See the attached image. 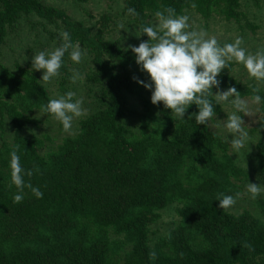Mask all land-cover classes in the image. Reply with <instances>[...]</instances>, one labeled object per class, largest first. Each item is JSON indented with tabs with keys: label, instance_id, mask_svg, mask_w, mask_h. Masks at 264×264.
Segmentation results:
<instances>
[{
	"label": "trees",
	"instance_id": "16d2710c",
	"mask_svg": "<svg viewBox=\"0 0 264 264\" xmlns=\"http://www.w3.org/2000/svg\"><path fill=\"white\" fill-rule=\"evenodd\" d=\"M122 3L125 14L129 7L138 13L128 16L139 33L142 26L149 25L150 15L168 7L177 15L192 9L201 16L218 8L226 19H236L238 7L237 0ZM21 15L59 20L73 44L89 46L96 62V72L89 79L104 87L108 102L79 124L75 137L65 139L46 157L38 153L42 142L34 137L16 135L11 145L2 147L0 264H264V226L246 215L232 216L218 208L220 193L234 195L239 191L236 181L242 172L207 125L195 123L196 106L191 105L185 120L175 124L162 103L157 104L158 116L153 106L144 102L145 112L137 115L139 133H132L120 119L124 113L121 92L142 87L133 77L145 81L126 69L135 64L134 54L113 42L93 43L81 24L37 0H0V46L4 28ZM140 39L143 42L147 36L142 34ZM22 75L15 78L0 66V111H6L16 133L32 122L24 113L32 109L43 112L50 99L35 78L26 72ZM217 78L221 87L253 95V87L237 84L224 69ZM258 94L264 97L263 92ZM214 111L218 112V105ZM260 111L262 152L264 103ZM13 146H17L26 171L38 168L24 179L26 185L40 189L42 198L37 199L25 186L23 200L13 202L17 192L10 184L9 153ZM173 203L180 205V225L165 243L168 251L149 247L147 228L157 217L155 212ZM258 208L264 217V201ZM109 229L131 245L121 261L112 256L111 247L116 242L110 241Z\"/></svg>",
	"mask_w": 264,
	"mask_h": 264
},
{
	"label": "rangeland",
	"instance_id": "374dc122",
	"mask_svg": "<svg viewBox=\"0 0 264 264\" xmlns=\"http://www.w3.org/2000/svg\"><path fill=\"white\" fill-rule=\"evenodd\" d=\"M46 7H51L62 11L70 21L81 24L87 30V37L97 43L98 40L113 42L122 51L131 52V46H138L141 43L137 25L124 13L122 0H37ZM237 18L226 19L218 8H212L207 16H201L195 10L185 9L180 15L189 16V30L206 32L208 37H215L223 46L232 43L237 37L242 38V47L248 53H255L259 48H264V0H237ZM147 23H156V17L150 15ZM123 24L124 29L119 30V25ZM65 27L59 20L49 22L37 17L36 15H21L19 18L4 28L5 37L0 46V66L15 78H23V72L35 78L36 81L45 89L48 97L58 98L67 91L76 93L74 99H82V107L86 114L74 118L71 132H65L62 125L52 116H47L37 109H32L24 113V117L32 122L26 124L19 133L8 118L6 111H0V151L4 145H11L14 137L20 135L26 138L34 137L42 142L38 148L41 156H47L68 138H73L79 132V124L89 116L104 108L108 98L103 95V86L90 80L89 78L96 72L95 60L90 47L79 44L85 55L80 64H74L68 54L63 58V64L59 70V75L51 81L45 83L39 81L43 70L35 71L31 69L32 56L40 51H53L60 46L62 40L59 33ZM107 58V57H102ZM114 64V62H111ZM117 64V63H116ZM119 66V65H118ZM132 75L144 77L146 83H150L148 74L140 70L135 63L133 66H126ZM73 70H78L83 75V80L73 84L69 77ZM225 73L237 84L249 88H258L264 93V81H256L247 73L244 66L235 60L229 61ZM220 91L227 88L219 86ZM217 89L215 88V94ZM151 92L143 86L136 91L121 92L122 108L124 110L120 124L132 133H139L138 114L144 113V102H149L153 107V112L160 115L157 105L150 101ZM249 103L250 111L248 116H243L245 130L249 134L250 145L246 146L238 153H233L226 137L231 134L223 125L227 122V116L233 111L230 104L222 102L218 105L216 116L207 124V130L218 137L225 152L231 158L234 165L242 172L237 178L240 198L236 204L226 210L232 216L246 215L260 222L264 226L258 204L264 201V192L256 199L250 198L246 193V185L250 183L261 184L264 187V150L260 152L259 142L262 138V131L258 129L262 119L260 105H254L251 97L241 95ZM169 115L171 116V110ZM176 124L175 117H171ZM178 203L166 206L164 209L156 211L157 217L148 225V246L160 247L163 251H168L167 240L177 230L180 225L178 216ZM108 236L110 241L116 242L112 245V256L114 259L122 260L131 245L124 242L123 236H116L109 229Z\"/></svg>",
	"mask_w": 264,
	"mask_h": 264
},
{
	"label": "clouds",
	"instance_id": "9594fccd",
	"mask_svg": "<svg viewBox=\"0 0 264 264\" xmlns=\"http://www.w3.org/2000/svg\"><path fill=\"white\" fill-rule=\"evenodd\" d=\"M192 6L195 7V4ZM126 14L138 16L136 10L131 7L126 9ZM154 15L156 23L142 26L140 29V35H146L147 40L138 46H129L135 56V63L141 71L148 74L150 80V83H146L133 77L135 82L150 90V101L153 105L162 103L165 109H170L171 117H175L176 121H184L187 109L195 105L198 111L194 112V121L197 125L205 126L216 116L214 108L217 105L222 102L230 104L233 111L227 116V122L223 127L232 138L229 139L228 135L226 142L233 153L249 147L250 138L242 119L249 114V103L241 97L235 87L220 91V81L217 77L227 68L229 61L235 60L244 66L251 78L264 81V48H259L255 53H248L241 46V37L220 46L217 39L208 37L205 31L189 30V16L177 15L175 9L171 7L156 11ZM120 29H124L123 24L119 25ZM59 36L62 40L60 46L53 51H40L32 56L31 69L43 70L39 81L47 83L59 75L66 53L74 64H80L85 55L79 44L72 43L68 31L62 30ZM69 80L75 84L83 80V75L80 71L73 70ZM213 88L217 89L215 94ZM252 90V104L264 103V97L258 94L259 89L253 87ZM210 95L213 99H209ZM75 96V92L67 91L58 98L49 99L43 107V112L58 121L65 132H71L74 118L86 114L82 107V99H74ZM9 168L10 184L17 189L12 197L14 203L23 200L25 186L31 189L37 199L43 197L38 187L26 185L25 175L30 177L38 168L26 171L22 167L17 146H13L9 153ZM262 192L264 187L260 183L248 181L246 193L250 198L256 199ZM241 194L239 191L234 195L220 193L216 199L219 202L218 208L222 210L232 208ZM151 258H156L155 252L151 253Z\"/></svg>",
	"mask_w": 264,
	"mask_h": 264
}]
</instances>
